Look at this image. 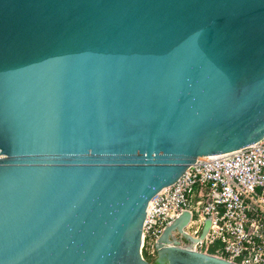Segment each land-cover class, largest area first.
<instances>
[{"label":"water","instance_id":"water-1","mask_svg":"<svg viewBox=\"0 0 264 264\" xmlns=\"http://www.w3.org/2000/svg\"><path fill=\"white\" fill-rule=\"evenodd\" d=\"M263 138L264 0H0V264H152L151 199ZM188 220L156 264H234Z\"/></svg>","mask_w":264,"mask_h":264},{"label":"built area","instance_id":"built-area-1","mask_svg":"<svg viewBox=\"0 0 264 264\" xmlns=\"http://www.w3.org/2000/svg\"><path fill=\"white\" fill-rule=\"evenodd\" d=\"M186 212L188 223L173 233V244L234 264H264V138L234 152L197 159L151 199L141 235L144 259L157 257L164 230ZM207 220L208 231L200 239Z\"/></svg>","mask_w":264,"mask_h":264},{"label":"flooded vegetation","instance_id":"flooded-vegetation-1","mask_svg":"<svg viewBox=\"0 0 264 264\" xmlns=\"http://www.w3.org/2000/svg\"><path fill=\"white\" fill-rule=\"evenodd\" d=\"M158 258L156 257L154 260H150V262L152 263V264H156V260H157ZM163 264H167V261H166V259H163Z\"/></svg>","mask_w":264,"mask_h":264},{"label":"trees","instance_id":"trees-1","mask_svg":"<svg viewBox=\"0 0 264 264\" xmlns=\"http://www.w3.org/2000/svg\"><path fill=\"white\" fill-rule=\"evenodd\" d=\"M214 252V248H210L209 250H208V253H213Z\"/></svg>","mask_w":264,"mask_h":264},{"label":"rangeland","instance_id":"rangeland-1","mask_svg":"<svg viewBox=\"0 0 264 264\" xmlns=\"http://www.w3.org/2000/svg\"><path fill=\"white\" fill-rule=\"evenodd\" d=\"M177 235H178V233H177ZM177 238L179 239L180 237L178 236ZM183 241H184V242H187V240H186V239H183Z\"/></svg>","mask_w":264,"mask_h":264}]
</instances>
